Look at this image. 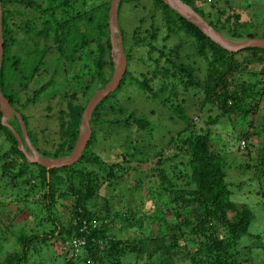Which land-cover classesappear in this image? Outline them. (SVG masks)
<instances>
[{
  "label": "trees",
  "instance_id": "16d2710c",
  "mask_svg": "<svg viewBox=\"0 0 264 264\" xmlns=\"http://www.w3.org/2000/svg\"><path fill=\"white\" fill-rule=\"evenodd\" d=\"M0 1L3 37L0 90L8 99L9 105L23 119L26 132L36 151L51 158L66 156L71 152L79 135L81 115L86 103L96 90L104 87L113 72L114 62L108 27L110 0L107 1L104 14L100 16L93 15V8L84 10L85 0ZM143 1L149 2L152 11L148 20L150 25L144 29L138 25L131 32V36L122 27L119 28L126 58V70L119 86L102 98L92 111L91 135L76 163L47 170L43 166L28 162L18 149L11 131L1 124L0 112V130L6 133V137L11 141L10 154H13L11 159L7 158L6 154H0V177H8V183L12 187L29 185L30 190H34L36 184H39L42 193L38 202L42 209L46 210L45 222L51 225V229L48 230L21 233L17 236L18 248L8 252L3 259L0 258V264H28L30 254L37 251L35 244L46 243L56 237L64 241L73 236L84 237L85 243L77 255L67 258L64 256L63 264H99V262L123 264L122 259L131 254L136 256L146 254L152 260L150 264H168L170 257L180 253L183 260L188 259L192 264H246V260L250 259L241 256L242 251L247 254L251 252L256 242L264 240L262 239L264 233L259 235L248 233L254 219V211L246 203H238L234 200V186L225 179L230 165L224 157V149L211 151L209 130L206 133H191L180 144L179 150H185L188 155V160L183 166L189 169V174L181 186L183 189H180L181 187L174 189L175 184L172 183V179L165 177L163 169H156L160 177L158 187H161L156 196L160 199L165 195L178 203L173 209L167 208L168 212L175 214L174 221H169L166 216L161 217L162 215L139 216L128 207L127 211L121 213L114 210L111 202L106 199L103 208L96 210L89 205L91 198L97 200L100 197L97 191L102 181H96V186H89L91 181L86 176H95L97 173L87 171L84 164L98 165L105 175L107 186L112 185V180L121 179L118 171L122 169V165L115 162L108 166L104 165L105 161L101 160L94 151L93 148L99 138L103 143L109 137L119 140L130 137V132L137 136L153 128L148 115L126 112L125 103L120 100L121 97L126 96L123 91L131 85L138 92L160 96L168 89L169 95L164 100L170 101L177 95L176 89L180 86L179 83H185L186 78L192 74V65L175 64V59L171 57L174 48L164 50L165 45H156L159 30H164L163 40L169 37L181 39L183 36L184 42L192 45L194 53L204 60L207 68V88L204 85L203 91L212 105L218 108L220 114L236 113L239 108L249 114L258 106L260 99L264 98V87L258 85V79L264 76V47H246L234 52L226 50L164 0H120L117 16L121 13L123 5L138 7ZM183 1L201 15L210 26L230 40L258 37L250 31L248 21L242 20L238 12L233 11L229 6H220L223 1L227 2L226 0ZM206 6L209 8L208 11L205 10ZM79 22L85 24L82 30L78 26ZM97 29L99 36L106 35V38L95 45L93 30L97 32ZM71 31L74 32L72 38H70ZM261 37H264V34ZM143 48H147L148 55L157 54L153 60L155 66L153 78H149V81L158 76L159 71L161 75L158 78L166 81L165 84L160 83L157 92L151 90L148 79L141 82L130 69L134 59L140 60L134 49L140 54ZM82 53L86 56V60ZM162 59L175 70H188L179 76L180 80L175 81L172 78L174 73L170 68L162 71L163 68L159 65ZM88 62H91L92 68ZM69 66L71 72L73 71L71 76L62 75L63 80L57 81L55 77L67 71ZM46 75L49 78L45 80ZM31 82L34 85L31 89L32 93L24 96ZM196 86H200V83L196 82ZM66 87L72 92L64 103L67 109L60 108L57 115L59 141L52 151L41 150L38 147V135L29 128L28 116L23 109L44 96L48 98L46 107L52 108L51 102L55 94L67 89ZM61 97L67 98L66 95ZM174 109L180 119L190 122L184 110L179 106ZM15 117L13 121L8 122L20 134L21 127ZM210 120L208 122H214ZM249 136L248 133L243 135L246 141ZM261 163L263 167L258 168V172L260 171L259 177L264 181V158ZM16 166H19V169L13 173L11 169ZM190 184L191 191L187 190ZM258 192L264 197L262 189L259 188ZM63 196L66 199L76 198L70 200L71 221L68 225L59 222L54 208L56 199ZM20 201L27 205L25 198ZM262 205L264 207V199ZM149 216L159 217L156 220L160 221L158 222L160 230L156 234L143 233L145 225L143 219ZM82 220L98 222V226L87 231H79ZM0 223H2L1 217ZM118 224L119 230L124 226L139 229L143 237L130 241L115 236L112 229ZM246 238L251 240V243L244 245ZM194 245L197 248L193 247ZM145 248L147 250H144Z\"/></svg>",
  "mask_w": 264,
  "mask_h": 264
},
{
  "label": "rangeland",
  "instance_id": "374dc122",
  "mask_svg": "<svg viewBox=\"0 0 264 264\" xmlns=\"http://www.w3.org/2000/svg\"><path fill=\"white\" fill-rule=\"evenodd\" d=\"M107 1L109 0H85L84 10H91L93 8L92 13L94 16L103 15ZM226 1H223L220 6H229L233 11L238 12L242 20L248 21L250 31L254 32L258 37L264 34L263 0ZM208 9L206 6L205 10L208 11ZM227 12H229L228 8ZM151 13L148 1H143L138 7L123 5L121 13L117 16V28L122 27L131 36V32L138 25H141L142 29L149 27L148 20L152 15ZM78 26L82 30L85 24L79 22ZM73 33V31L70 32V38L73 37ZM93 33V44L95 45L106 38V35L99 36L98 29L97 32L93 30ZM18 36L20 37L19 34ZM163 36L164 30L161 29L157 35L158 42L156 45H165L166 48L164 50H168L170 47L174 48L171 57L175 59V64L192 65V74L189 78H186L185 83H179L180 86L176 89L177 95L173 96L170 101L164 100L169 95L168 89L160 96H153L148 92H138L131 85H128V89L123 91L126 96L121 97L120 100L124 101L126 112L131 111L135 115H148L153 128L151 131L142 132L137 136L130 132V137H123V139L119 140L109 137L103 143L100 142L102 140L99 138L93 148L94 151L99 155L101 160L105 161L104 165L108 166L112 162L122 165V169L118 171L121 179L112 180V185L107 186L105 175H103L98 165L84 164V168L87 171L97 173L95 176H86L91 181L89 186H96V181H102L97 191L100 197L97 200L94 197L91 198L89 205L93 206L96 210L97 208H103L106 199L111 202L114 210H118L121 213L125 210L127 211L128 207L132 208L131 210L139 214V216L142 214L146 216L162 215L161 217L166 216L167 220L174 221L176 218L175 214L168 212L167 208L172 207L173 209L178 206V203L165 195L160 197V199L156 196L158 189L161 188L160 186L158 187L160 177L157 175L156 169H163L165 177L171 178L172 183L175 184L174 189L181 187L184 179L189 174V169L183 166L188 160V155L185 150H179L181 148L180 144L191 133H206L209 130L211 151L217 152L220 148L224 149V157L227 164L230 165V168H227L225 179L234 186V200L238 203H246L254 211V219L249 226L248 233L250 232L249 234L254 235L255 233L258 235L264 233V207L262 205L264 197L258 192L259 188L264 191V181L259 177L261 176L260 171L258 172V168L261 169L263 167L261 160L264 158V98L260 99L258 106L254 110L252 109L249 114L241 108L236 113L220 114L218 108L212 105V102L203 91L204 85L207 88V68L204 60L194 53L192 45L184 42L183 36L181 39L169 37L166 40H163ZM146 49H141L140 54L134 49L135 54L138 55L137 57L140 60L134 59L130 67L135 77L140 79L141 82L145 79L149 81V78H153V71L155 70L153 60L157 57V54L148 55ZM82 54L84 60H86V56L84 53ZM78 55L80 54L78 53ZM113 55L112 53V58ZM51 56L53 58V55ZM88 63L92 68L91 62ZM159 65L162 66V71L170 68L174 73L172 78L175 81L180 80L179 76L188 70H175L170 64L164 63L163 59ZM72 73L73 71L71 72V67L69 66L67 71L55 78L60 82L63 80V77L67 75L71 76ZM144 75L145 77H143ZM157 75H161L160 71L157 72ZM158 76L148 82L152 88L151 90L154 92L158 91L160 83H166L164 79H160ZM47 78H49L48 75H46L45 80ZM196 82H199L200 86H196ZM258 85L264 87V76L258 79ZM28 86L27 93L25 92L24 96L32 93L31 89L34 88L33 82ZM71 92V89L67 88L55 94V98L51 102L52 108L50 109L46 107L48 105V98L46 96L23 109L24 113L28 116L29 128L38 135V147L41 150L52 151L58 143L60 134L57 115L60 108L63 110L67 109L64 103H66L65 100L68 99V95ZM61 95H66L67 98L61 97ZM176 106L185 111V114L190 118V122L180 119L177 111L174 109ZM13 117L15 115H11L9 120L13 121ZM206 120L207 122H205ZM209 120H214V122H208ZM247 133L250 136L246 141V146L240 148L239 141L244 139L243 135ZM20 136L22 137L24 148L29 151L28 143L31 145L32 143L27 132L23 136L21 130ZM11 147L12 143L6 137V133L0 130V154L3 153L6 154L7 158H13V154H10ZM37 153L41 155L39 151ZM123 154L126 155L122 156ZM18 169L19 166H16L11 171L16 173ZM8 180V177H0V212L2 214L0 215L2 219V223H0L1 259L8 252L18 248L16 237L21 233L40 232L51 229V225H48V222L44 220L47 215L46 210L42 209L43 207L38 202L42 193L39 184H36L37 187L34 190H30L29 185L12 187L8 183ZM113 182H115L114 185ZM191 187V184L188 185L187 190L191 191ZM180 189H183V187ZM189 191L186 192L189 193ZM22 198H25L27 205H24L20 201ZM73 199L76 198L70 197L66 199L63 196L62 198H57L55 201L56 217L59 218L61 224L68 225L71 221L70 200L72 201ZM155 216L154 218L150 216L142 218L145 223L144 234H148V232L156 234L160 230V221L156 220L159 217L155 218ZM134 223L133 226L135 225ZM112 232L115 236L129 239L130 241L143 237V233L136 228L124 226L119 230V224L112 229ZM220 234H222L221 231ZM262 239L264 238L262 237ZM244 243V245L250 244L251 240L246 238ZM193 247L196 246L194 245ZM35 249L37 251L30 254L27 260L28 264L65 263L62 240L58 237L52 238L46 243L35 244ZM144 250H147V248ZM181 255L180 253L170 257L168 264H192L188 259L183 260L180 257ZM242 255L250 259L246 260V264H264V240L256 242L251 252L245 254L242 251ZM151 261L146 254L139 256L131 254L122 259L123 264H150ZM104 264L110 263L105 262Z\"/></svg>",
  "mask_w": 264,
  "mask_h": 264
},
{
  "label": "water",
  "instance_id": "95a60500",
  "mask_svg": "<svg viewBox=\"0 0 264 264\" xmlns=\"http://www.w3.org/2000/svg\"><path fill=\"white\" fill-rule=\"evenodd\" d=\"M120 0H110L108 13V27L110 32L111 51L113 55V72L110 80L103 88L96 90L89 98L81 115L80 132L71 152L64 157H44L37 153L34 147L28 143L29 151L23 146V140L20 134L9 124V117L15 115L19 121L23 136L26 128L20 114L17 113L10 105L6 97L3 96L0 90V112L1 124L6 126L17 142L18 149L25 155L26 160L31 163L38 164L50 168H59L69 166L77 162L80 158L91 135L90 118L96 104L110 92H113L120 84V81L126 70V58L123 53L122 38L119 29L117 28V7ZM171 8L178 12L181 16L194 23L206 36L212 39L216 44L229 51H239L246 47H264V37H252L241 40H230L223 34L215 30L208 22L199 15L189 4L183 0H164ZM1 1H0V64L3 54V37L1 27ZM26 139V138H25Z\"/></svg>",
  "mask_w": 264,
  "mask_h": 264
},
{
  "label": "built area",
  "instance_id": "2783aa9c",
  "mask_svg": "<svg viewBox=\"0 0 264 264\" xmlns=\"http://www.w3.org/2000/svg\"><path fill=\"white\" fill-rule=\"evenodd\" d=\"M245 145H246V140L241 139L239 141V147L243 148ZM80 224L81 226L79 228V231L82 232L98 226V222H94V221L87 222L85 220H82ZM84 243H85V239L82 236H78V237L73 236L62 241V249L64 250V254L66 258L77 255L80 252Z\"/></svg>",
  "mask_w": 264,
  "mask_h": 264
},
{
  "label": "flooded vegetation",
  "instance_id": "af4514ba",
  "mask_svg": "<svg viewBox=\"0 0 264 264\" xmlns=\"http://www.w3.org/2000/svg\"><path fill=\"white\" fill-rule=\"evenodd\" d=\"M10 117H11V116H10ZM10 117H9V118H10Z\"/></svg>",
  "mask_w": 264,
  "mask_h": 264
}]
</instances>
